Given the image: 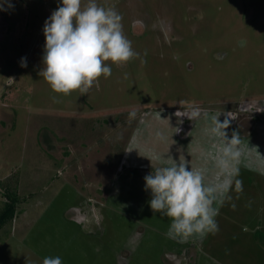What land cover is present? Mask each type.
Wrapping results in <instances>:
<instances>
[{
    "label": "rangeland",
    "instance_id": "obj_1",
    "mask_svg": "<svg viewBox=\"0 0 264 264\" xmlns=\"http://www.w3.org/2000/svg\"><path fill=\"white\" fill-rule=\"evenodd\" d=\"M97 3L122 15L140 56L64 95L39 75L61 0H0V201L15 183L21 200L0 264H264V170L242 160L243 191L215 205L219 231L186 239L168 235L144 181L170 156L214 182L213 117L239 145L264 138V0Z\"/></svg>",
    "mask_w": 264,
    "mask_h": 264
},
{
    "label": "clouds",
    "instance_id": "obj_2",
    "mask_svg": "<svg viewBox=\"0 0 264 264\" xmlns=\"http://www.w3.org/2000/svg\"><path fill=\"white\" fill-rule=\"evenodd\" d=\"M122 19L115 8L101 6L97 0L86 4L82 0H61L44 22L43 68L39 75L56 93H87L101 76H111L112 68L107 62L120 65L140 56L123 31ZM21 66H27L26 58H22ZM53 100L56 102V97ZM129 115L135 117V112ZM199 115L198 110H193L188 117L192 120ZM213 123L211 132L223 141L216 161L220 171L214 182H205L204 169L189 168L182 157L177 163L170 156L169 166L158 167L144 177L145 190L152 194L150 208L171 219L168 235L174 239L216 234L219 209L215 205L231 198L228 193L233 184L237 192L243 191V181L234 179L239 176V169L233 166L228 170L241 154L237 148L239 136L234 132L231 139L227 138V120L221 123L213 117ZM43 264H62V260L58 256L45 257Z\"/></svg>",
    "mask_w": 264,
    "mask_h": 264
},
{
    "label": "crops",
    "instance_id": "obj_3",
    "mask_svg": "<svg viewBox=\"0 0 264 264\" xmlns=\"http://www.w3.org/2000/svg\"><path fill=\"white\" fill-rule=\"evenodd\" d=\"M264 110V108H263ZM247 112V110H245ZM250 111V110H249ZM264 112V111H263ZM220 120V119H219ZM215 125H211V129L214 127ZM209 128V130L211 131V129ZM244 128H246V126H244ZM256 129V128H254ZM261 129V128H260ZM262 131V130H261ZM260 131V132H261ZM259 133V132H257ZM213 135H211V152H209L207 150V153L210 154L211 157L209 158V161H217V159L219 158L222 148H223V141L220 137L216 136L214 133H212ZM256 136V135H255ZM254 136V137H255ZM251 144H242V145H238L237 148L240 151V156H239V161H232L231 162V166L229 167V171H231V167H237L238 165L241 164V161L243 160V164L244 165H249L251 171H257V170H264V138L261 137H256V139L252 138L251 139ZM196 144V143H195ZM204 145V144H203ZM202 147L204 148L202 145H200L199 143L197 145L193 144V147ZM257 148V149H255ZM239 162V163H238ZM253 173V172H251ZM262 173V172H261ZM262 175L264 176V173H262Z\"/></svg>",
    "mask_w": 264,
    "mask_h": 264
},
{
    "label": "trees",
    "instance_id": "obj_4",
    "mask_svg": "<svg viewBox=\"0 0 264 264\" xmlns=\"http://www.w3.org/2000/svg\"><path fill=\"white\" fill-rule=\"evenodd\" d=\"M18 186V183H15V187L11 189L7 187L4 194L5 199L0 201V245L8 238L18 213V206L21 203Z\"/></svg>",
    "mask_w": 264,
    "mask_h": 264
}]
</instances>
